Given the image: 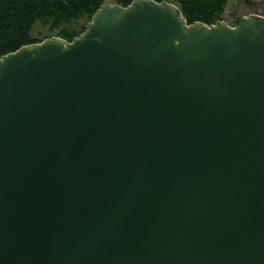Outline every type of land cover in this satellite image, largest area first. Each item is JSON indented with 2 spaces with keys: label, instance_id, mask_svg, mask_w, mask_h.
<instances>
[{
  "label": "water",
  "instance_id": "obj_1",
  "mask_svg": "<svg viewBox=\"0 0 264 264\" xmlns=\"http://www.w3.org/2000/svg\"><path fill=\"white\" fill-rule=\"evenodd\" d=\"M0 264H264V18L104 3L1 56Z\"/></svg>",
  "mask_w": 264,
  "mask_h": 264
},
{
  "label": "trees",
  "instance_id": "obj_2",
  "mask_svg": "<svg viewBox=\"0 0 264 264\" xmlns=\"http://www.w3.org/2000/svg\"><path fill=\"white\" fill-rule=\"evenodd\" d=\"M132 0H0V57L22 46L39 43L31 37L34 24L69 43L80 35L104 3L125 7ZM175 4L186 24L214 25L228 0H154ZM51 36V37H53ZM50 37V36H49Z\"/></svg>",
  "mask_w": 264,
  "mask_h": 264
},
{
  "label": "rangeland",
  "instance_id": "obj_3",
  "mask_svg": "<svg viewBox=\"0 0 264 264\" xmlns=\"http://www.w3.org/2000/svg\"><path fill=\"white\" fill-rule=\"evenodd\" d=\"M240 17L264 18V0H228L227 4L223 9V13L220 17V22H223L229 27H233L236 20ZM53 35L54 34L49 35L48 29L40 26L39 24H34L31 30V37L34 40L40 42L43 41L44 39L53 38L54 37Z\"/></svg>",
  "mask_w": 264,
  "mask_h": 264
}]
</instances>
